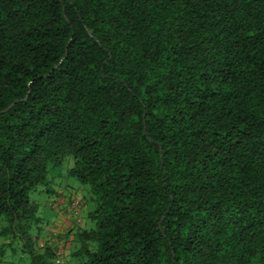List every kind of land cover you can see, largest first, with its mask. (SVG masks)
Listing matches in <instances>:
<instances>
[{
	"label": "trees",
	"instance_id": "16d2710c",
	"mask_svg": "<svg viewBox=\"0 0 264 264\" xmlns=\"http://www.w3.org/2000/svg\"><path fill=\"white\" fill-rule=\"evenodd\" d=\"M65 156L69 264H264V0H0V260Z\"/></svg>",
	"mask_w": 264,
	"mask_h": 264
},
{
	"label": "crops",
	"instance_id": "0c3cea01",
	"mask_svg": "<svg viewBox=\"0 0 264 264\" xmlns=\"http://www.w3.org/2000/svg\"><path fill=\"white\" fill-rule=\"evenodd\" d=\"M46 188L47 191L43 189L39 191L38 195V198H43L42 205L44 207L42 211L40 208L39 212L42 219L39 243L50 244V247L53 248L55 241H57L59 244L57 243L56 246L61 248L63 264H69V254L74 246L75 229H83L87 226V212L82 205L76 214L77 216L70 218L71 203L65 198L62 188L51 184L47 185ZM63 234L64 236H62Z\"/></svg>",
	"mask_w": 264,
	"mask_h": 264
},
{
	"label": "rangeland",
	"instance_id": "374dc122",
	"mask_svg": "<svg viewBox=\"0 0 264 264\" xmlns=\"http://www.w3.org/2000/svg\"><path fill=\"white\" fill-rule=\"evenodd\" d=\"M72 163H73L72 158L70 156H65L63 157V159L61 160L58 166L53 167L51 165H47L46 176H45L46 184L44 185V187L51 184L55 187L62 188L65 194V198H67V200H70V203H71V200L74 198L77 201H79L80 208L82 205H84V210L86 212H89L93 207L89 201L88 191L86 190L84 185L80 184L75 178L67 174V171L72 166ZM43 189L45 188L37 187L34 191L30 192L29 194L30 196L29 198L33 200L39 206V212H40V208H42L41 211L44 208L42 205L43 198H38L39 191H42ZM78 211L79 209L77 210V213ZM76 214H74V209L71 205V215H70L71 217L70 218H75L77 216ZM3 225H4V221L0 217V228ZM88 227H91L90 224ZM76 230L77 229H75V232ZM7 238H3V237L0 238V244H3V243L6 244L9 241L7 240ZM11 242L13 246H4V248L1 249V251L3 252L2 253L3 255L1 257L2 259L0 260V263L24 264L27 260V257L20 253L19 244L17 242L13 240Z\"/></svg>",
	"mask_w": 264,
	"mask_h": 264
},
{
	"label": "built area",
	"instance_id": "2783aa9c",
	"mask_svg": "<svg viewBox=\"0 0 264 264\" xmlns=\"http://www.w3.org/2000/svg\"><path fill=\"white\" fill-rule=\"evenodd\" d=\"M71 205H72V207H73V209H74V214H76V213H77V210L80 208V203H79V201H77L76 199L73 198V199L71 200ZM56 255H59V251H57ZM54 263H55V264H60L59 259H58V258L55 259V260H54Z\"/></svg>",
	"mask_w": 264,
	"mask_h": 264
}]
</instances>
